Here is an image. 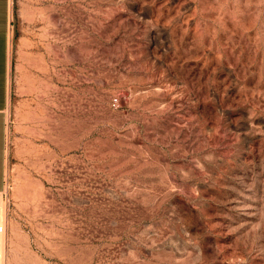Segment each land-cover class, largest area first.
<instances>
[{"label": "rangeland", "instance_id": "1", "mask_svg": "<svg viewBox=\"0 0 264 264\" xmlns=\"http://www.w3.org/2000/svg\"><path fill=\"white\" fill-rule=\"evenodd\" d=\"M12 17L0 264H264V0Z\"/></svg>", "mask_w": 264, "mask_h": 264}, {"label": "crops", "instance_id": "2", "mask_svg": "<svg viewBox=\"0 0 264 264\" xmlns=\"http://www.w3.org/2000/svg\"><path fill=\"white\" fill-rule=\"evenodd\" d=\"M12 0H0V192L7 171V130L12 104Z\"/></svg>", "mask_w": 264, "mask_h": 264}, {"label": "bare ground", "instance_id": "3", "mask_svg": "<svg viewBox=\"0 0 264 264\" xmlns=\"http://www.w3.org/2000/svg\"><path fill=\"white\" fill-rule=\"evenodd\" d=\"M2 210V209H1ZM2 253V252H1Z\"/></svg>", "mask_w": 264, "mask_h": 264}]
</instances>
